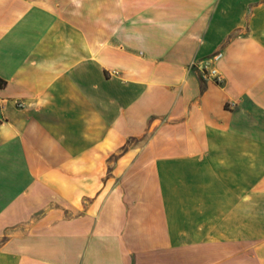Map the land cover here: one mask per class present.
Listing matches in <instances>:
<instances>
[{"label":"crops","instance_id":"1","mask_svg":"<svg viewBox=\"0 0 264 264\" xmlns=\"http://www.w3.org/2000/svg\"><path fill=\"white\" fill-rule=\"evenodd\" d=\"M0 99V264H264V0H0Z\"/></svg>","mask_w":264,"mask_h":264},{"label":"built area","instance_id":"2","mask_svg":"<svg viewBox=\"0 0 264 264\" xmlns=\"http://www.w3.org/2000/svg\"><path fill=\"white\" fill-rule=\"evenodd\" d=\"M221 56L222 55L220 52H216L205 60L206 63L205 67H202L198 65V63L193 62L191 63L189 68H196L198 70L200 79L203 83L211 82L216 85H221L223 83V78L215 67V64L221 59ZM2 108H3V101H1L0 99V112ZM1 121L2 119L0 114V122Z\"/></svg>","mask_w":264,"mask_h":264}]
</instances>
